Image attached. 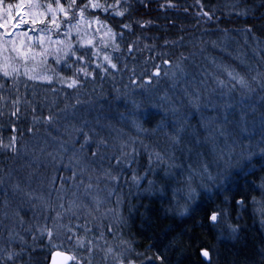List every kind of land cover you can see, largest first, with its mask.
<instances>
[{
  "label": "snow or ice",
  "instance_id": "obj_1",
  "mask_svg": "<svg viewBox=\"0 0 264 264\" xmlns=\"http://www.w3.org/2000/svg\"><path fill=\"white\" fill-rule=\"evenodd\" d=\"M167 2L175 7L172 0ZM260 6L264 7V0ZM132 8V0H16L15 3L0 0V117L7 115L20 119L22 101L36 113L34 100L38 86L46 84L44 91L52 94L42 97L47 114L41 112L32 117L33 126L27 131L32 134L33 143L21 145L23 153L16 135L10 136L7 143L0 137V152L12 153L8 158L13 161L26 158L15 167L0 166V225L8 228L4 221H11L13 227L7 239L11 243L19 238L22 244L19 250L0 248V264L31 262V252L24 246L27 242L15 230L17 223L21 226L24 223L21 212L25 207L33 212L35 219L43 217L42 223L36 225V233L40 236L46 234L51 241L54 231L64 229L66 238L84 250L83 259L56 251L52 264H57L56 257H61V264L73 259L77 264H93L97 250L104 253V264H108L109 258L113 264H155V259L163 264L164 258L159 254L155 258L147 255L151 245L145 252H138L135 242L124 237L123 228L130 217L123 214L118 186L123 169L139 163L137 144L148 149L143 138L168 127L163 121L154 128L147 126L154 115H159L153 110L161 106L150 96L146 98L145 94L154 95L150 87L152 81L155 79L159 84L163 73V77L172 81L173 87L181 81L186 82L190 75L189 65L194 66L198 55L218 71L197 67L199 77L193 75L192 78L198 79L200 86L193 92L185 88L184 94L194 112L212 109L216 115H201L205 134L201 137L196 133L185 143L188 116H177L180 108L171 103L169 110L176 119L173 130L165 133L168 143L163 148L148 151L147 169L142 176L134 172L132 180L148 197L167 198L164 218L170 217L177 223L168 225L164 236L200 212H204V222L210 227H218L230 219L227 205L238 209L237 221L243 219L250 192L260 193L259 198L252 195L250 203L253 214L264 224V175H257L264 172V69L260 64L253 66L246 50L239 49L234 55L229 52L228 29H221L219 40L205 42L201 39L199 51L180 52L174 59L158 53L161 64L166 67L162 69L160 64L153 63L151 70L143 69L139 77L133 68L130 90L124 93L117 90L112 98L115 103L108 102L107 112L96 108L88 85L98 76L111 75V70L119 71V60L123 56L114 58L113 53L123 51V30L131 31L133 23L141 26L151 23L121 19L117 25L119 31L109 23V19L126 17ZM230 11L247 18L255 15L256 8L247 4L241 6L236 0ZM101 15L105 18L101 19ZM200 15L206 18V23L219 20L212 10ZM241 34L245 36L246 44L249 35L255 37L250 25ZM183 39V36L179 38L180 41ZM205 43L233 56L251 75L208 54ZM135 45L136 41L127 43L129 54ZM196 46L193 44V48ZM109 48L111 51L102 50ZM136 50L140 51L138 47ZM251 53L252 57L264 62V47L259 38L254 40ZM124 67L127 68L126 63ZM209 78L215 84L212 89L207 87ZM205 92L209 94L205 95ZM29 94L33 100L27 98ZM161 100H168L167 93ZM103 107L100 105L101 109ZM127 125L135 131V136L125 132L123 126ZM12 127L15 131L16 125ZM177 150L186 154V165L177 162ZM154 166L163 171L162 180H174V184L158 186L156 180L148 179L147 186L141 189V181L156 174ZM177 168H182V181L176 177L174 170ZM221 195L223 201L217 205L216 198ZM112 197H115V206H110ZM132 210L134 208L130 206L129 212ZM227 229L229 239L239 240L243 231L239 223H228ZM36 233L32 234L34 242ZM109 238L118 240V245H110ZM200 255L207 264H212V253L207 247L200 249ZM250 264H264V243L258 249V259Z\"/></svg>",
  "mask_w": 264,
  "mask_h": 264
},
{
  "label": "trees",
  "instance_id": "obj_2",
  "mask_svg": "<svg viewBox=\"0 0 264 264\" xmlns=\"http://www.w3.org/2000/svg\"><path fill=\"white\" fill-rule=\"evenodd\" d=\"M10 2H16V0H10ZM236 0H172V7L168 4L167 0H132V11L124 18L116 17L115 19H109V23L119 31L117 27L118 22L121 19L128 20H147L151 21L145 26L133 23L131 31L124 29V43L121 45L122 53H113L114 58L123 56V59L119 60V71L111 70V75L97 77L95 82H90L88 85V91L91 94L90 98L94 101L96 108L99 111H108V102L115 103L112 98L116 96L117 90L120 93L128 92L131 88L130 77L133 75L132 69L135 68L136 76L139 77L140 72L147 68L151 70L153 63L161 64V55L165 54L164 58L174 59L177 54L184 52L185 54L191 51H199V41L203 39L205 42L211 40H219L221 38V29H228L230 36L227 41L229 52L235 54L239 49L248 51L249 59L253 66L260 64L264 69V62L252 57L251 47L254 45V40L259 38L261 40V46L264 47V7H261L262 0H239L241 6L247 4L255 6L256 11L254 16L247 18L238 16L236 11H230V6L235 3ZM201 4L204 5L201 8ZM212 10L215 12L216 17L219 20L214 19L213 22H205L206 18L200 14L203 11ZM238 11V9H237ZM104 15H101V19H104ZM252 26L255 33V37L249 35L247 37V44L245 43V36L242 35V31L246 26ZM183 36V41L179 38ZM119 39V38H118ZM129 41H136V45L133 47L132 54H129L126 50L127 43ZM98 44V40L95 41ZM193 44H196V48H193ZM91 47V46H86ZM137 47L140 51H137ZM206 52L218 59H223L225 63L232 64L242 73H246L245 68L237 67V61L233 62V56L228 53H222L218 49H214L210 43L204 45ZM103 51H111V49H102ZM252 57V60L250 58ZM196 62L201 64H209L203 56H197ZM127 64V68L124 64ZM190 67V65H189ZM69 74V73H66ZM140 79H143L140 77ZM170 82V83H169ZM31 83V82H30ZM168 83V84H166ZM154 84V85H153ZM152 93L145 94L146 98L151 97L153 102H160V107L153 111L159 112V115H154L152 123L147 125L149 128H154L157 124L163 121L167 126L171 124L173 114L170 112L168 106L165 104V100H161L165 96V93H171L174 90L172 81L167 78L160 79V83L157 84L156 80L152 81L150 87ZM47 85L37 87V98L34 100V104L37 108L36 113L31 111V108L21 102V110L23 115L20 119L16 117L3 116L0 117V137H3L5 143L12 135L18 137V147H20L21 153H23V145L25 142L29 144L33 143L32 134L28 132V128L32 127L33 115L39 116L41 112L44 115L47 114V108L43 105L42 97L45 95L51 97L50 92H45L44 88ZM94 89V91H93ZM24 89L21 88V92ZM72 92L71 89L67 90ZM31 92V89H29ZM29 100H33V97L29 94L27 97ZM39 101V102H37ZM100 105H104L103 109ZM62 106V104H61ZM7 111V110H5ZM123 111V108H121ZM95 114V113H94ZM106 123V122H105ZM192 123V122H191ZM15 124V131L12 125ZM193 124V123H192ZM121 125H117L120 127ZM43 129V125H40ZM190 127V125H189ZM125 128V127H124ZM167 129V127H166ZM127 130V128H125ZM43 134V132H41ZM189 138V137H188ZM185 137V139H188ZM165 138H156L157 143L154 140H148L154 146L159 148V143H164ZM190 141L186 140V143ZM166 143V142H165ZM13 154L10 152H0V166H17L23 163L26 158L13 161L8 157ZM176 156L179 158L178 163L186 165L188 163L186 154H182L181 151H176ZM195 159V157H194ZM139 171H136L138 176L144 174L147 169L148 159L145 155L138 158ZM107 162H105V165ZM135 164H133L134 168ZM155 168V166H154ZM176 177L183 180L181 175L182 168L174 170ZM127 172V180L131 177V172L123 169L121 176H125ZM155 175H150L142 184V188L147 185L148 179H153L158 182V186L161 183H172L173 181L162 180L163 171L159 168H155ZM67 175V173H62ZM258 176L264 175V172H258ZM123 179V178H122ZM120 181L118 189L122 187L124 182ZM255 180L256 177H250ZM35 187V185H33ZM119 191V190H118ZM123 196V214L128 219V224L123 228L124 237L134 241V246L138 252H145L149 245L152 246L151 250L147 252V255L155 258L157 254L162 256L163 264H207L206 260L200 255V249L207 247L212 253V264H250L251 261L258 259V249L262 243H264V224H261L260 218L253 214V208L250 203L251 196L255 195L259 198V192H250L248 210L243 213V219L237 221L236 217L239 214L238 209L234 205H227L230 209V219L218 227H210L207 222H204V212H200L194 219H188L181 224L180 227H176L174 231L169 232L167 236H164V232L168 225L175 224L177 221H173L172 218H164V210L167 207V198L148 197L142 190L137 196L129 197L126 193ZM170 196V192H169ZM239 198V197H237ZM223 196L216 198L215 203L221 204ZM130 206H133L134 210L129 212ZM214 205H208L207 207H213ZM21 215L24 217V223L21 226L19 223L15 225V230L20 233V236L24 237L27 242L26 247L31 252L30 264H49L51 255L56 250H61L70 253L74 257L83 258L84 250L77 247L74 241H69L64 235L65 230L59 229L54 231V235L49 241L47 235L40 236L36 233V225L42 223L43 217L40 216L39 220L33 217V212L25 207ZM67 223V218H65ZM9 225L8 228L0 225V248L2 247H15L17 250L22 246L19 238H16L11 243L8 241V233L11 227H13L11 221H4ZM228 223H239L242 226V233L239 240H233L228 238ZM32 231L29 232L28 229ZM57 232L59 234H57ZM36 233L35 242L32 239V234ZM175 238V239H173ZM34 249V250H33ZM102 252V251H101ZM95 259L100 258V252L97 250L94 253ZM136 258L135 256H133ZM28 260V257H25ZM72 264H77V260L74 259ZM155 264H161L159 259H155Z\"/></svg>",
  "mask_w": 264,
  "mask_h": 264
},
{
  "label": "rangeland",
  "instance_id": "obj_3",
  "mask_svg": "<svg viewBox=\"0 0 264 264\" xmlns=\"http://www.w3.org/2000/svg\"><path fill=\"white\" fill-rule=\"evenodd\" d=\"M22 27H26V26H22ZM250 58L252 59L251 56H250ZM235 60L236 59L233 58V62ZM197 67H199L201 69L207 67L209 71H218L217 69L213 68L210 64H207V65L201 64L199 62H196V60H195L194 61V66L190 64V67H189V73H190V75H189L187 81L186 82L185 81H181L180 84H178L176 87H174L173 92L167 93L168 100H165V104L168 106V108H170V104L173 103V102L180 108V111L177 114V116H181V115H184V114H187V116H188V122H187V125H186L187 130L185 132V137H187V138L189 137V138L188 139H185V143H186V140L187 141H191L192 138H193V136L196 133L200 134L201 137L205 134L204 129H203V126H202V124L200 122V116L201 115H203L205 117H210V116L216 115V112L214 110H212V109H208V110L204 111L203 113L194 112L190 108V106L188 105V103H187L188 97L184 94V89L187 88L189 92H193L195 88H197V87L200 86L199 85V80L198 79L194 80L192 78L193 75H195L196 77H199V72L197 71ZM237 67L239 69L241 67L245 68L246 74H248L249 76L251 75V73H248L247 72V68L244 65H242L239 61H237ZM240 72H241V70H240ZM161 79H165V81H167V78L166 77H163V73H162ZM166 84H168V83H166ZM152 87L153 86H151V88ZM207 87H208V89H212V88L215 87V84L212 82L211 78H209V80H208ZM152 89H154V88H152ZM202 91H203V89H202ZM208 94H209L208 92H205V95H208ZM213 99L215 100L216 97L213 96ZM235 99L238 100L239 99V96L236 95L235 96ZM181 101H183V106H180ZM175 119H176V117L173 116V118L171 119V124H169L168 127H167V129L165 128V130L163 132L149 133V135L147 137L143 138L144 139V143L149 146L148 149H145L141 145L137 144V148L139 150V156H138V158L141 157V156H143V155H145L146 159H148V151L151 148H154V146H153L154 144L152 145L151 142H148V140L155 139L154 140V143H157L158 141H156V138H158V137L165 138L164 140H166V141H164L163 144L162 143H159L158 144V147L159 148H163L166 145V143H168V141L166 139V136H165V133L166 132H171L173 130L172 125L175 123ZM189 125H190V127H189ZM123 127L127 128V130H125V132H127L128 134L133 135V136L136 135L135 131L131 128L130 125L123 126ZM229 127H232V125H229ZM193 130H195V132ZM148 164H149V160H148V163H147V167H148ZM105 166H107V164ZM138 168H139V164H135L134 168L133 167H131V168H124L128 172L129 171L131 172L132 170H133V172H131L132 175L130 176L131 178L129 180H127V176H126L127 175V172H126L125 176L122 177L123 178L122 181L124 182V184L122 185V187H120L118 189L119 190L118 192L121 194L122 199H123V196H125L124 193H126L128 195V198L129 197L137 196L140 193V190L137 189L134 181L132 180V176H133V173L134 172H135L136 175H138L136 173V171H139ZM134 169L136 171H134ZM142 175L143 174H141V176ZM143 182H144V180L141 181V187H142ZM146 186L147 185H145V187ZM102 195L107 196V193H102ZM111 199L113 200V204H111L110 206H115L114 205L115 197H112ZM122 208H123V205H122ZM105 224H107V220H105ZM109 244L115 247V246L118 245V240L117 241H113L111 238H109ZM99 252H100V258L99 259H96V262L93 263V264H104V260H103L104 253L101 252V251H99ZM108 264H113V261L111 260V258H109Z\"/></svg>",
  "mask_w": 264,
  "mask_h": 264
},
{
  "label": "water",
  "instance_id": "obj_4",
  "mask_svg": "<svg viewBox=\"0 0 264 264\" xmlns=\"http://www.w3.org/2000/svg\"><path fill=\"white\" fill-rule=\"evenodd\" d=\"M56 251H60V252L66 253V254H68V255H71L70 253L65 252V251H61V250H56ZM56 251H54V252L52 253L49 264H52V257H53V254H54ZM72 256H73V255H72ZM56 260H57V264H61V257H56ZM73 261H74V259H73V260H69V261H65V262H63V264H72Z\"/></svg>",
  "mask_w": 264,
  "mask_h": 264
}]
</instances>
